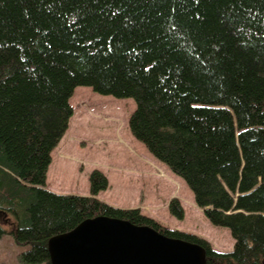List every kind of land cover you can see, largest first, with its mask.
Listing matches in <instances>:
<instances>
[{
    "label": "trees",
    "instance_id": "1",
    "mask_svg": "<svg viewBox=\"0 0 264 264\" xmlns=\"http://www.w3.org/2000/svg\"><path fill=\"white\" fill-rule=\"evenodd\" d=\"M78 87L133 99L132 135L232 252L100 201L98 170L90 196L46 189ZM0 216L21 264H50L49 240L98 216L198 244L206 264H264V0H0Z\"/></svg>",
    "mask_w": 264,
    "mask_h": 264
},
{
    "label": "rangeland",
    "instance_id": "2",
    "mask_svg": "<svg viewBox=\"0 0 264 264\" xmlns=\"http://www.w3.org/2000/svg\"><path fill=\"white\" fill-rule=\"evenodd\" d=\"M70 105L69 128L52 153L46 185L59 195L90 196V174L98 170L109 181L98 199L119 209H140L164 228L192 234L221 252L233 251L235 241L227 228L215 227L205 216L187 184L156 160L132 135L129 119L133 99L100 95L92 88H76ZM179 200L184 219L175 218L169 205ZM9 222V223H8ZM12 219L0 216L9 232ZM24 248L9 233L0 238V264H21Z\"/></svg>",
    "mask_w": 264,
    "mask_h": 264
},
{
    "label": "water",
    "instance_id": "3",
    "mask_svg": "<svg viewBox=\"0 0 264 264\" xmlns=\"http://www.w3.org/2000/svg\"><path fill=\"white\" fill-rule=\"evenodd\" d=\"M50 264H206V250L130 221L98 216L48 242Z\"/></svg>",
    "mask_w": 264,
    "mask_h": 264
},
{
    "label": "crops",
    "instance_id": "4",
    "mask_svg": "<svg viewBox=\"0 0 264 264\" xmlns=\"http://www.w3.org/2000/svg\"><path fill=\"white\" fill-rule=\"evenodd\" d=\"M46 189L54 193L56 192L54 189L49 188L47 185H46Z\"/></svg>",
    "mask_w": 264,
    "mask_h": 264
}]
</instances>
